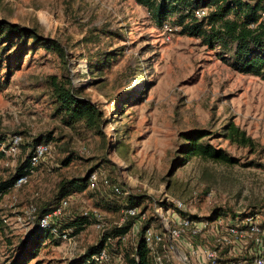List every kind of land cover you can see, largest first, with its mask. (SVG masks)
I'll return each instance as SVG.
<instances>
[{"label":"rangeland","instance_id":"1","mask_svg":"<svg viewBox=\"0 0 264 264\" xmlns=\"http://www.w3.org/2000/svg\"><path fill=\"white\" fill-rule=\"evenodd\" d=\"M0 18L57 39L66 51L65 57L43 49L28 53L6 83L5 70L0 71V130L19 134L23 143L46 132L57 139L48 142L50 155L26 182L0 196V264L33 227L25 209L50 198L59 174L81 177L93 169L102 183L107 177L122 182L127 194L139 198L138 211L146 207L137 219L157 215L154 206L167 195L196 216L251 211L264 216V80L259 76L235 71L218 55L220 47L182 34L175 16L165 22L173 30H164L137 0H0ZM65 75L103 112L104 138L65 127L53 115L47 81ZM228 122L245 130L256 150L225 139L222 128ZM195 129L211 131L208 141L238 163L200 157L182 163L183 133ZM68 153L75 158L60 166ZM15 166L0 165V180ZM94 194L88 189L71 194L62 215L96 212L104 225L86 223L75 234L68 228L71 241L44 242L26 264H66L99 241L120 213L95 205ZM126 196L118 199L126 202ZM136 224L122 251L134 247Z\"/></svg>","mask_w":264,"mask_h":264},{"label":"trees","instance_id":"2","mask_svg":"<svg viewBox=\"0 0 264 264\" xmlns=\"http://www.w3.org/2000/svg\"><path fill=\"white\" fill-rule=\"evenodd\" d=\"M137 2L147 7L158 25L166 24V21L175 16L174 24L181 28L182 34L200 38L209 48L220 47L221 52L218 55L232 69L240 73L259 76L264 80V19L262 18L264 0H137ZM198 8H206L207 14L196 18L194 11ZM38 49L51 50L60 57L66 56L64 47L57 39L40 36L34 28L0 18V71L5 70L3 83L8 81L12 72L19 69L25 55ZM47 83L51 89L53 115L57 117L61 125L74 131L83 128L91 134L104 138L103 112L96 103L83 94L81 89L71 85L68 75L60 79L51 76ZM12 135L9 136L7 132L0 130V148L8 144ZM210 135L212 132L204 129L184 132L183 137L186 143L182 146L181 162L184 163L191 157H200L229 165L238 163V158L230 156L223 148L211 144L208 141ZM221 135L231 143L247 147L251 151L256 150L257 144L254 139L234 122L225 124ZM51 140L57 141L51 132L42 133L24 143L21 137L19 160L14 170L5 179L0 180V196L14 188L18 177L27 174L29 156L34 146L37 143ZM4 156V152L0 149V160ZM73 158H75L74 154H66L61 158L60 166H67ZM93 171L91 169L86 175L71 178L59 174L60 177L56 181L50 198L37 206L34 205V216L31 219L32 229L21 240L17 252L1 264H26L36 257L44 242L59 243L61 240L59 233L63 230L73 228L70 233L75 234L86 223H95L98 219L95 213L74 210L70 214L62 215L61 213L54 217L51 224L57 226L58 233L56 234L51 231V224L40 225V217L56 209L62 199L68 198L75 192L81 193L86 189L95 190L93 197L95 205L102 209L116 211L119 209V216L123 214L124 209H138L139 198L127 194L126 190H123L122 182L107 177L102 183V180L97 177L96 186L90 188L88 179ZM99 184L103 189L105 187L103 192L101 187L99 189ZM114 187H118L119 193L114 190ZM120 195H127V201L119 200ZM145 208L137 210L120 225L114 223L105 227L99 241L90 245L82 254L69 259L66 264H92L87 262L88 259L104 246L110 252L112 260L115 255L121 254L122 264H154V253L145 243L143 232L148 225L155 222L157 215L142 219L136 243L134 247H131V251L120 249L135 219L145 211ZM183 213L193 215L185 211ZM250 213L256 212L251 211ZM217 215L227 216L226 213ZM155 226H158V222Z\"/></svg>","mask_w":264,"mask_h":264},{"label":"built area","instance_id":"3","mask_svg":"<svg viewBox=\"0 0 264 264\" xmlns=\"http://www.w3.org/2000/svg\"><path fill=\"white\" fill-rule=\"evenodd\" d=\"M207 14L206 8H198L194 11L196 18ZM264 19V13L262 14ZM164 30H173L169 24H164ZM21 136L13 134L0 149L5 156L0 160V165L14 167L19 153ZM51 153V145L48 142L37 143L29 156L27 174L17 178L14 187L26 182L27 178L35 171V167ZM89 187L97 184L95 172L89 175ZM114 190L119 193L118 187ZM70 198L62 199L59 206L51 212L40 217V225L48 226L56 215H60L69 203ZM158 205V206H157ZM154 206L157 214L156 223L148 225L143 237L147 246L154 253V264H264V216L258 213L236 214L232 216L215 215L214 217L188 215L183 213L184 203L174 197L165 196L159 204ZM35 206L30 204L25 209L27 220L32 219ZM137 208L123 210L118 219V225L137 212ZM183 211V212H182ZM86 212V211H84ZM96 225L102 227L104 222L99 218ZM144 216L135 220L140 225ZM135 221L133 225H135ZM51 231L58 233L56 225L51 224ZM64 241H71V235L63 230L59 233ZM126 237V235H125ZM171 253V254H170ZM92 264H122L121 254L112 256L107 247H102L93 253L87 261Z\"/></svg>","mask_w":264,"mask_h":264}]
</instances>
